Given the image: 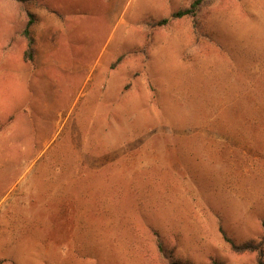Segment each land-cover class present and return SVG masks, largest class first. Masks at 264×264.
Returning <instances> with one entry per match:
<instances>
[{
  "label": "rangeland",
  "instance_id": "374dc122",
  "mask_svg": "<svg viewBox=\"0 0 264 264\" xmlns=\"http://www.w3.org/2000/svg\"><path fill=\"white\" fill-rule=\"evenodd\" d=\"M193 1L0 0V264H259L264 0Z\"/></svg>",
  "mask_w": 264,
  "mask_h": 264
},
{
  "label": "trees",
  "instance_id": "16d2710c",
  "mask_svg": "<svg viewBox=\"0 0 264 264\" xmlns=\"http://www.w3.org/2000/svg\"><path fill=\"white\" fill-rule=\"evenodd\" d=\"M205 1L206 0H194L188 8L174 12L171 15V19L166 18V19H163L157 22H151V23L149 22V23L151 24L152 28H157V27H163L167 25L168 23H170L171 20L180 19L185 16H190L194 18L198 14L200 7L204 4ZM35 22H36L35 16L31 13H28V21L23 31V35L28 42V49L26 50L25 58L30 61L34 60L35 39L32 34V28ZM223 234H224L225 240L230 244L233 252L238 253V254L247 253V252H258L261 255L259 257V264H264L263 259H261V257L263 256L262 249L264 247V237L262 238V241L259 244H256L252 241L245 242L242 244H236L224 232ZM213 264H219V263L214 262Z\"/></svg>",
  "mask_w": 264,
  "mask_h": 264
}]
</instances>
